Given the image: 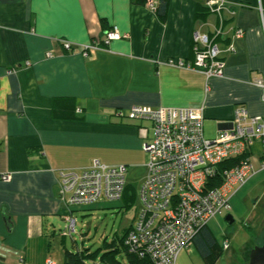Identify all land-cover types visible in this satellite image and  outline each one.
Instances as JSON below:
<instances>
[{
	"label": "crops",
	"instance_id": "1",
	"mask_svg": "<svg viewBox=\"0 0 264 264\" xmlns=\"http://www.w3.org/2000/svg\"><path fill=\"white\" fill-rule=\"evenodd\" d=\"M205 1L170 0L162 22L147 4L132 0H0V264H64L61 232L70 212L68 195L60 194L61 172L81 173L96 160L127 166L121 201L101 200L72 214L76 219L75 213L114 204L129 211L148 175L141 129L148 140L154 136L151 121L129 117L132 107L204 108L207 139L229 126L237 105L264 116L263 91L254 84L264 79L263 2L225 0L221 15L199 16ZM114 26L124 37L85 55L84 46ZM217 29L223 77L207 79L169 64L193 62L194 34L212 37ZM248 156L261 173L264 139ZM136 182H142L138 189ZM228 213L207 224L213 235L218 217Z\"/></svg>",
	"mask_w": 264,
	"mask_h": 264
},
{
	"label": "built area",
	"instance_id": "2",
	"mask_svg": "<svg viewBox=\"0 0 264 264\" xmlns=\"http://www.w3.org/2000/svg\"><path fill=\"white\" fill-rule=\"evenodd\" d=\"M211 13L221 15L226 8L225 0H206ZM146 4L153 11L155 0ZM264 21V11L261 10ZM221 29L212 37L194 34L195 59L169 62L180 68L197 70L207 79L223 77L226 63L216 39ZM238 37L244 30L236 32ZM124 36L117 27H112L101 40L84 46L86 52L101 46L108 47ZM64 47L72 51L70 42ZM231 51L233 47L229 48ZM50 56V55H49ZM263 91L264 79L254 81ZM204 108H159L155 110L134 106L129 117L152 122L154 136L145 139L143 150L149 155L148 175L144 180L139 199V217L126 237L131 253L149 259L151 264H177L179 254L194 246L203 227L217 215L231 211V199L237 188L242 187L255 174V167L248 156L255 142L264 139V116H253L244 105H237L233 120L228 127L218 131L214 139L204 134ZM125 116L124 112L117 113ZM236 160L233 166L221 169L226 161ZM264 170V163L261 164ZM61 197L67 202L70 214L66 215L63 234L76 231V219L72 209L101 200L121 201L127 186V166H110L99 161L81 173L74 170L61 172ZM222 180L216 184L215 179ZM5 181L11 175L3 177ZM230 246L223 241L224 249ZM48 264H55L49 262Z\"/></svg>",
	"mask_w": 264,
	"mask_h": 264
},
{
	"label": "rangeland",
	"instance_id": "3",
	"mask_svg": "<svg viewBox=\"0 0 264 264\" xmlns=\"http://www.w3.org/2000/svg\"><path fill=\"white\" fill-rule=\"evenodd\" d=\"M209 137L215 136L212 134ZM260 172L255 173L252 179L249 178L250 181L247 180L248 183H245L232 211L218 217L217 224L213 226L217 242L222 244L224 240H228L230 244V250H224L217 264H243L250 252L264 239V170ZM141 183H135L137 189ZM258 201L261 202L260 206L256 204ZM114 205L110 208L75 213L76 231L67 238V248L72 252L84 251L89 255L86 258L87 264H112L109 257L113 252L110 253L111 248L108 245H112L114 238L120 237L133 224L136 215L139 217V213H136V209L141 208L138 196L129 211ZM227 215L233 216L232 224L226 221ZM193 247L191 250L187 249L190 251L184 250L179 254L177 264H205L196 247ZM118 260L122 264L127 262L124 251Z\"/></svg>",
	"mask_w": 264,
	"mask_h": 264
},
{
	"label": "trees",
	"instance_id": "4",
	"mask_svg": "<svg viewBox=\"0 0 264 264\" xmlns=\"http://www.w3.org/2000/svg\"><path fill=\"white\" fill-rule=\"evenodd\" d=\"M132 1L135 4H146L147 0H132ZM155 1L157 3L155 13L162 22H165L169 12L170 0H155ZM207 11L208 9L206 8L202 9V12L199 13V16L207 15L208 14ZM234 164H236V160L226 161L224 164L220 166V168L223 170L233 166ZM221 181L222 180L220 179V177H218V179H215L216 184L218 183L220 184ZM130 207L132 206L129 205L128 208ZM131 228L128 229V231L122 237L120 238L117 237L116 239H114L112 241V245H108L109 248H111L110 253L113 252L111 257H109V260L112 262V264H122L120 260H118V258L122 255V252L124 251L126 253V261H127L125 264H151L149 259L141 258L139 255L135 253H131L129 251V248L125 242H126V237L129 231L131 230ZM63 231L61 232L62 233L61 236L65 240V238H68L70 235L68 236L64 235ZM194 246L200 253L205 264H217V262L222 257L223 252L225 250L223 247V243L221 244L217 242L216 238L210 232L207 226L203 227L202 230L197 235L194 242ZM91 256L93 255H90V257ZM88 257L89 255H87L84 251L78 250L76 252H72L69 249H66L64 264H87L86 258Z\"/></svg>",
	"mask_w": 264,
	"mask_h": 264
},
{
	"label": "water",
	"instance_id": "5",
	"mask_svg": "<svg viewBox=\"0 0 264 264\" xmlns=\"http://www.w3.org/2000/svg\"><path fill=\"white\" fill-rule=\"evenodd\" d=\"M226 221L229 224L234 222L232 215L226 216ZM249 264H264V239L262 243L255 247L249 254Z\"/></svg>",
	"mask_w": 264,
	"mask_h": 264
}]
</instances>
